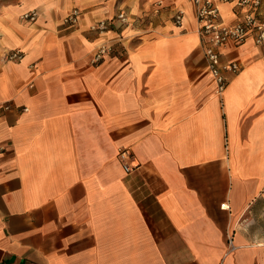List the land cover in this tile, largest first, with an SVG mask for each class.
Wrapping results in <instances>:
<instances>
[{
  "label": "crops",
  "instance_id": "obj_1",
  "mask_svg": "<svg viewBox=\"0 0 264 264\" xmlns=\"http://www.w3.org/2000/svg\"><path fill=\"white\" fill-rule=\"evenodd\" d=\"M222 61L218 94L191 0H0V264H264V46Z\"/></svg>",
  "mask_w": 264,
  "mask_h": 264
},
{
  "label": "built area",
  "instance_id": "obj_2",
  "mask_svg": "<svg viewBox=\"0 0 264 264\" xmlns=\"http://www.w3.org/2000/svg\"><path fill=\"white\" fill-rule=\"evenodd\" d=\"M194 6L197 32L204 47L205 59L208 63L209 71L216 82V91L222 94L227 87L226 73L237 74L241 71L238 62L224 63L222 61L223 51L230 45L240 46L252 39L259 47L264 46V0H191ZM233 4L243 12V18L234 24L225 22L221 15L220 5ZM163 2H157L158 9ZM81 12L73 9L63 19L64 24L74 26L79 23ZM38 18L37 11L27 12L22 19L27 22H35ZM116 20L121 24H128L130 19L121 12L116 16ZM185 21V12L176 10L173 22L176 26L182 27ZM112 30L109 20H98L90 25V31L99 36L107 35ZM114 51L112 41H105L100 44L92 58V64L103 63ZM24 57L22 50L16 49L6 56L8 61H20ZM9 109L8 106L5 107ZM123 170L126 173L132 172L137 166L133 164L134 157L128 149L121 148L118 152Z\"/></svg>",
  "mask_w": 264,
  "mask_h": 264
}]
</instances>
